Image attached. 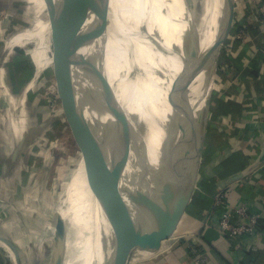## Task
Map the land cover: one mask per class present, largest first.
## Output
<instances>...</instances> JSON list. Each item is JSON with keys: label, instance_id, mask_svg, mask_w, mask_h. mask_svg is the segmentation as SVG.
<instances>
[{"label": "bare ground", "instance_id": "6f19581e", "mask_svg": "<svg viewBox=\"0 0 264 264\" xmlns=\"http://www.w3.org/2000/svg\"><path fill=\"white\" fill-rule=\"evenodd\" d=\"M104 2L108 26L105 31L104 102L98 125L102 127L109 118L114 121L111 132L101 140L84 167L78 198L62 231L55 264H102L104 247L113 237L128 229L150 231L163 223L153 182L164 156L167 134L163 128L168 127L174 112L170 102L174 82L182 88L181 78L185 80L181 94L190 100L185 103L180 96L179 104L188 129L192 128L193 144L198 135L196 111H200L203 120L206 117L203 80L200 76L194 77L197 68L194 57L181 54V78L176 73L174 45L168 40L165 0ZM204 6L206 26L199 30L197 43H192V48L200 54L215 41L218 34L215 33L216 16H220L218 9L222 12L224 0H204ZM210 16L213 20L208 29ZM154 38L163 50L156 46ZM121 109L127 112L124 116L119 112ZM128 122L134 123L139 135L137 147L130 154L125 148L115 151L112 147ZM105 166L112 171L111 175L107 174L110 182L107 188H104L107 182L102 179L100 170ZM135 192L145 196L143 215L140 204L131 200ZM113 214L119 220L113 219ZM123 215L127 218L122 219ZM53 229L55 231L54 226ZM138 250L144 255L152 252Z\"/></svg>", "mask_w": 264, "mask_h": 264}, {"label": "crops", "instance_id": "0c3cea01", "mask_svg": "<svg viewBox=\"0 0 264 264\" xmlns=\"http://www.w3.org/2000/svg\"><path fill=\"white\" fill-rule=\"evenodd\" d=\"M27 1L29 5L25 10L36 16L33 14L29 27L16 23L15 35L0 49V176L4 178V183L13 185L19 183V176L25 171L21 167L22 160L30 158L25 154L28 136L36 135L37 127L42 124L31 123L26 111L30 91L35 88L42 73L48 68L53 71L54 66L52 30L45 0ZM11 2L0 0V14ZM263 3L264 0H246V3L239 5L232 27V34L236 33L231 36L234 43L230 47L233 49H228V53L222 57L220 54L217 60L220 67L227 64L236 66L217 71L211 106L214 125L222 129L220 134L226 132L223 137L227 150L212 164L210 161L204 163L202 159L197 187L188 210L174 236L162 244L161 250L165 248L167 254L147 260L133 252L127 264H193L190 252L193 244L206 248L207 260L203 264H264V221L261 235L241 241L251 249L244 252L226 239L218 228L216 219V223L206 227L202 218L210 209L213 193L222 188L227 192L232 205L245 202L255 211L262 210L260 192L264 194V27L256 21L254 14L255 9ZM0 23L6 31L8 18ZM239 31L241 33L237 34ZM243 31H248L249 36L242 37ZM236 36H240L243 43L235 44ZM33 41L36 42L35 47L27 50ZM19 56L25 57L32 68V76L16 91L14 60ZM48 119L52 121L45 130L58 120L54 117ZM25 138L22 156L15 171L11 164L12 155ZM233 160L237 161L236 168L229 165ZM3 164L7 165L4 176ZM243 173L246 174L238 179L242 182H229L231 178ZM0 245V264H9V259L11 264H15L13 251L3 243Z\"/></svg>", "mask_w": 264, "mask_h": 264}, {"label": "rangeland", "instance_id": "374dc122", "mask_svg": "<svg viewBox=\"0 0 264 264\" xmlns=\"http://www.w3.org/2000/svg\"><path fill=\"white\" fill-rule=\"evenodd\" d=\"M11 1L6 6V10L0 14V22L8 18L7 29L4 33L0 34V49L15 35L17 24L29 27L32 23V12L28 13L25 10L29 5L28 1ZM86 1L91 6L90 14L92 20L84 24L87 37L80 48L83 68L87 69V72H90L87 87L89 98L87 103L83 104L85 108L79 111L84 119L83 126L77 128L78 135L75 136L73 128L65 120L53 71L51 68H48L42 73L43 75L40 77L35 88L30 91V101L26 103V111L31 118V123L33 122L34 124L43 123L49 120V117H54L58 120L48 130H39L36 135L31 134L28 136L25 154L29 155L30 158L29 160H22L21 167L25 171L21 172L19 183L17 185L9 184L8 182L0 184V195L6 196V199L13 203V206H8V217L4 221L0 220V235L9 237L15 242L19 249L21 264H54L58 243V236L55 231L62 220L64 221V230L71 218V211L78 198L81 177L85 167L83 156L93 139L92 130L96 128L99 113L104 102L103 95L100 92L102 88V73H104L105 68L103 57L106 45L104 23L101 15H99L101 12L98 1ZM243 3H246V0H234V19L237 17L238 13L236 12L239 5ZM165 4L167 29L169 32L168 40L174 45L175 70L181 78V54L187 53L192 55L196 60L197 66L205 54V52L200 54L199 51L192 48V43H197L199 30L206 26L207 19L204 14V0H165ZM218 10L220 16L218 14L216 16V34L220 29L222 15L221 10ZM211 20H213V17L210 16L207 27ZM232 32L233 29L229 34L227 42L222 47L220 52L221 57L228 53V49H233V47H230L233 42L231 36L236 35V33L232 34ZM240 33V31L237 32V34ZM235 40L239 42H235L237 45H240L241 42L243 43L240 36H236ZM35 43L34 41L30 43L27 50L33 49ZM228 67L235 68L236 66L227 64V66L221 65L220 67L216 63L207 81L201 86L202 90L204 89L206 100L205 136L202 155L204 163L208 161L211 164L214 163L227 150V144L224 142L223 137V134L226 132L220 134L222 129L214 125L215 121L211 106L214 99L213 92L217 83L215 80L216 73L220 70H228ZM78 79L82 81L80 76ZM181 80L183 86L182 88L179 86V97L182 96L183 101L188 103L190 98L181 94L184 91L185 81L183 78ZM100 93L101 99L97 111ZM121 111L124 114L127 113L123 109ZM113 121L114 119L109 118L105 126L96 133L98 139H102L109 133ZM226 128L228 129L229 127L227 126ZM190 129L188 130L191 133L192 128ZM129 139L133 147H136L139 135L135 127ZM217 153L218 155H215ZM229 165L231 168H236L237 162L233 160ZM109 168L112 169L111 167ZM100 170H102L101 173L103 175L110 173L106 166L100 168ZM58 209H60L59 213H57ZM63 234L64 232L61 238ZM134 252L135 254H140L141 258L153 260L161 258L168 251L163 248L159 253L151 252L152 254L148 255L142 254L139 250H135ZM8 263L11 264L10 259Z\"/></svg>", "mask_w": 264, "mask_h": 264}, {"label": "water", "instance_id": "95a60500", "mask_svg": "<svg viewBox=\"0 0 264 264\" xmlns=\"http://www.w3.org/2000/svg\"><path fill=\"white\" fill-rule=\"evenodd\" d=\"M97 1L101 12L99 15H101L104 23L105 37V31L108 26L105 0ZM45 3L52 30L54 48L53 74L58 88L59 97L62 102L65 120H67L68 124L73 128L74 135L77 136V128L83 126L84 120L79 111L85 108V105L83 104H86L89 98L87 87L89 84L88 76L90 75V72H87V69L83 68L80 48L87 37V31L84 24L92 20L90 14L91 6L86 0H45ZM233 19L234 0H224V8L221 15L222 22L220 23L219 32L216 35L214 43L207 49L194 72V77L200 76L204 84L217 63L222 47L227 42L233 27ZM153 42L159 49L163 50L162 46L157 42V39L154 38ZM79 76L82 81L78 79ZM101 79L102 88L100 92L102 93L104 73H102ZM101 93L98 98L97 111L100 105ZM170 102L174 112L169 120L168 127L163 128L167 134L164 142V156L162 159V166L156 173L153 182L154 194L160 204L161 213L163 214V223L150 231L128 229L113 237L104 247L102 264H127L130 255L138 249L159 253L162 249L163 242L171 239L176 233L180 222L193 199L203 155L205 136L204 120L201 117L200 111H196L198 135L193 144L191 134L181 112L179 104V86L177 85V82H174L172 86ZM120 111L121 110H119V112ZM120 114H123L124 116L122 111ZM51 121L52 120L50 119L39 125L37 127V132L48 128ZM104 126L105 125L99 127L97 123L96 128L92 130L93 139L83 156L85 167L87 166V163H89L92 152L99 147L101 140L104 138L98 139L96 137V133ZM134 127V123L128 122L121 134L112 144L115 151L117 149L125 148L130 154L131 151L135 150L137 145L136 147H133L131 144L132 142L129 139ZM110 132L111 130L109 133ZM25 140L26 138L21 141L13 152L11 160L13 170H15L19 164ZM6 166V164L2 165L3 176L6 174ZM244 174L246 173L231 178L229 182H234L240 179ZM102 179H104V181L106 180L107 186L104 188H107L110 185L109 176L105 173L102 176ZM102 179L99 181L100 185L102 184ZM132 196L131 200H134L135 202L137 201L140 204L143 215L145 212L143 204L146 202L144 194L142 193V195L139 196V194L135 192ZM125 214L127 215V211ZM126 215H123L122 219L127 218ZM112 218L119 220V217H116L115 214H113ZM63 228L64 221L62 220L56 229L58 230V232H56V235L58 236L57 249L61 240ZM0 242L13 251L16 264H21L19 249L15 242H13L11 238L3 235H0Z\"/></svg>", "mask_w": 264, "mask_h": 264}, {"label": "built area", "instance_id": "2783aa9c", "mask_svg": "<svg viewBox=\"0 0 264 264\" xmlns=\"http://www.w3.org/2000/svg\"><path fill=\"white\" fill-rule=\"evenodd\" d=\"M256 21L264 27V3L256 10ZM4 33V29L0 27V34ZM242 37L249 36L248 31H243ZM4 178L0 176V184H3ZM236 182H242L240 180ZM262 210L255 211L250 204L241 203L240 205H232L229 202L227 192L222 188L212 195L211 206L208 212L202 216L203 223L206 227L216 223L226 239L233 245L239 247L244 252L251 249L241 243L251 236L261 235L263 233L262 226L264 221V194L260 192ZM6 196L0 195V220L8 217V206L13 203L6 199ZM252 248V247H251ZM193 264H203L207 260V250L199 244H193L190 248Z\"/></svg>", "mask_w": 264, "mask_h": 264}, {"label": "trees", "instance_id": "16d2710c", "mask_svg": "<svg viewBox=\"0 0 264 264\" xmlns=\"http://www.w3.org/2000/svg\"><path fill=\"white\" fill-rule=\"evenodd\" d=\"M34 16H36V15L34 14ZM14 68H15L16 77H14L13 73H12V75H13V78H15L16 82H17V86H15V90L18 91L19 86L31 78L32 68L29 66L25 57H22V56H19L14 60ZM0 170H1V168H0Z\"/></svg>", "mask_w": 264, "mask_h": 264}, {"label": "flooded vegetation", "instance_id": "af4514ba", "mask_svg": "<svg viewBox=\"0 0 264 264\" xmlns=\"http://www.w3.org/2000/svg\"><path fill=\"white\" fill-rule=\"evenodd\" d=\"M1 243V242H0ZM5 245V244H4Z\"/></svg>", "mask_w": 264, "mask_h": 264}]
</instances>
